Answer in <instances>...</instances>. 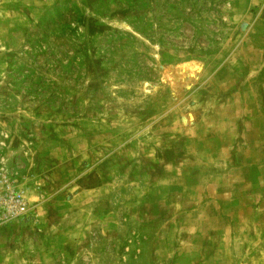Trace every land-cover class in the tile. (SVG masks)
<instances>
[{"label":"rangeland","instance_id":"1","mask_svg":"<svg viewBox=\"0 0 264 264\" xmlns=\"http://www.w3.org/2000/svg\"><path fill=\"white\" fill-rule=\"evenodd\" d=\"M0 264H264V0H0Z\"/></svg>","mask_w":264,"mask_h":264},{"label":"built area","instance_id":"2","mask_svg":"<svg viewBox=\"0 0 264 264\" xmlns=\"http://www.w3.org/2000/svg\"><path fill=\"white\" fill-rule=\"evenodd\" d=\"M25 200L20 193L0 191V221L14 220L25 212Z\"/></svg>","mask_w":264,"mask_h":264}]
</instances>
